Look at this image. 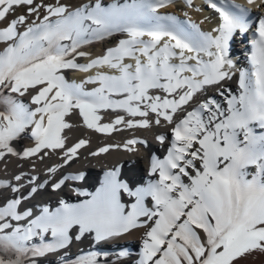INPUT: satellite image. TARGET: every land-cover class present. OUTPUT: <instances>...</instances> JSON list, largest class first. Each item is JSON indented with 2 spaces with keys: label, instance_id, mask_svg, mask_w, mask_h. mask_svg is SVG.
<instances>
[{
  "label": "snow or ice",
  "instance_id": "snow-or-ice-1",
  "mask_svg": "<svg viewBox=\"0 0 264 264\" xmlns=\"http://www.w3.org/2000/svg\"><path fill=\"white\" fill-rule=\"evenodd\" d=\"M206 2L219 15L210 31L191 20L185 25L175 15L159 14L173 0H132L109 7L95 0L75 9L61 0H0V42L5 44L0 50V158L13 154L43 160L49 151L59 150L68 164L89 143L80 139L66 144L64 131L72 127L66 117L73 113L100 133L120 131L121 125L162 123L170 132V139L156 137L168 146L162 159L151 156L149 174L157 178L146 184L130 185L120 178L119 168L109 169L95 193H79L90 199L79 204L61 200L55 211L45 207L34 218L31 210L18 211L22 198L8 199L0 206V248L16 259L0 256V264H24L22 258L29 255L65 248L74 227L76 240L93 234L97 242L143 227L137 264H240L255 252L264 253V132L254 131L256 126L264 129V15L258 17L250 42L251 68L239 71V94L225 97L226 108L212 96L191 106L211 86L224 96L222 82L235 74L230 41L238 31H248L252 6L264 7V0H247V6L237 0ZM184 4L191 8L193 0ZM114 30L127 34L115 47L95 57L80 51L86 37L102 39ZM77 57L88 60L79 63ZM69 69L87 75L70 82L64 75ZM25 95L30 104L16 98ZM102 110L123 111L130 118L116 115L104 123ZM29 129L32 145L16 153L11 142ZM145 143L132 138L123 148L135 152V145ZM113 147L121 146L106 145L90 154ZM58 167L62 165L48 172ZM249 167L255 169L251 176ZM23 175L14 179L19 182ZM36 180L32 176L29 185ZM47 183L31 187L28 195ZM5 185L0 181V187ZM10 187L15 193L24 186ZM125 194L131 198L128 205L122 203ZM26 218V224L11 223ZM46 233L51 243L28 246L31 238L43 239ZM77 264L97 260L82 257Z\"/></svg>",
  "mask_w": 264,
  "mask_h": 264
},
{
  "label": "bare ground",
  "instance_id": "bare-ground-1",
  "mask_svg": "<svg viewBox=\"0 0 264 264\" xmlns=\"http://www.w3.org/2000/svg\"><path fill=\"white\" fill-rule=\"evenodd\" d=\"M48 3H54L55 0H45ZM70 9H75L81 5L93 4L95 0H61ZM104 7H109L114 4L124 5L130 4L132 0H100ZM237 3L245 4L247 6V0H237ZM199 9V11H197ZM257 9V8H256ZM260 12L264 13V7L258 8ZM18 12H23V9H18ZM255 7L252 6V11L249 13V17H256ZM159 14H171L175 15L178 20L185 24L181 20V16L188 18L189 20L200 24L201 30L210 31L216 27L219 15L214 9L208 6L206 0H193V6L189 8L184 4V0H173L172 4H169L165 8L158 9ZM185 13L188 15L185 16ZM207 18V19H205ZM30 20L35 17H30ZM39 22V21H37ZM258 24H249L250 31L248 33L249 39L246 41L248 44L235 43L234 40L237 37V33L234 34L232 41L229 44V58L233 61L232 79L223 81V88L220 91L224 92V96L220 95L216 86L208 87L204 92L197 94L194 100L191 102V106L194 107L200 99L206 96H212L215 98L222 107H227V101L225 97L229 95H238L239 89V71L250 70L251 65L249 62V54L251 52V40L255 38V28ZM24 26H21L23 30ZM248 27V28H249ZM126 33L121 31H113L110 36H104L101 38H95L92 36L86 37L87 43L82 44L80 51L89 53L92 57L102 55L107 48L115 47L120 39L126 37ZM244 39V38H243ZM237 46V47H236ZM246 47L245 54L240 51L238 47ZM243 46V47H242ZM5 47L3 42H0V50ZM246 53H248L246 55ZM88 57H77L79 63H86ZM95 71V70H92ZM66 79L70 82L75 80L79 82L87 74L79 72L77 70H64ZM93 85H87L91 88ZM5 95L16 94L7 93ZM22 100L26 104H30V96L16 97ZM0 107H3L0 105ZM191 110V107H189ZM100 115L103 117L104 123L111 122L115 119L116 115H125L123 111L113 112L111 110H102ZM151 118V117H150ZM67 121L72 124L70 129L64 131L66 136V144L71 146L78 142L80 139L88 140L89 143L79 150L78 156L75 157L68 164L63 163L62 153L57 150L55 152L49 151V155L44 157L43 160L38 157L23 158L22 155L6 154L4 158H0V181H7L8 185L0 187V206L6 204L8 199L22 198L21 204L18 206V211L21 214L25 210H31L33 218L39 215L42 210L47 207L50 211H55L60 207V201L63 200L67 204H79L80 202L90 199V195H80V192L92 194L101 186L104 181V173L109 169H120V178L128 182L130 185L146 184L149 180L156 179L157 177L149 174V162L152 155L159 158H163L166 155V149L168 143L161 144L156 137L164 134L169 136L170 132L166 129V126L152 125L149 128H121L120 131H115L110 134L96 132L92 129H88L82 123V118L78 113H73L66 117ZM257 134L264 132L259 126L254 128ZM137 138L146 141L145 144H137L135 152H129L123 148V144L126 140ZM30 138V129L22 133L20 137L11 142L16 153L22 154L23 149L32 145ZM106 145H120L121 147H113L107 153H102L98 156H92L90 153L96 151L99 147ZM54 165H62L58 167L53 173L48 172V168ZM249 176L255 172L254 167H249ZM24 173L21 181L17 182L14 177ZM32 176L37 177V180L29 185L28 181ZM74 176H82L80 179H73ZM61 179H64V184L59 189H53L52 184L58 183ZM44 181H48L43 188H38L37 192L28 195L30 188L37 186V184H43ZM187 182V180H185ZM22 184L24 187L19 192H12L11 185ZM79 190V191H77ZM122 203L128 205L131 203V198L127 195H123ZM27 218L22 221H14L11 223L14 225L17 223L26 224ZM145 229L143 227L134 229L128 233L121 234L116 237L104 241H95L93 234H85L80 240H76L75 236L78 234V229H70V235L73 237L70 244L65 248L58 249L54 252L47 253L39 258L43 264H77V261L82 257L95 256L97 264H137L140 253H132L131 258L127 256L131 251L141 250L142 238ZM53 238L50 233H46L43 239L39 236L31 238L27 243L31 245L41 246L44 243H51ZM122 253H126L122 255ZM131 254V253H130ZM240 264H264V253L255 252L240 261Z\"/></svg>",
  "mask_w": 264,
  "mask_h": 264
},
{
  "label": "rangeland",
  "instance_id": "rangeland-1",
  "mask_svg": "<svg viewBox=\"0 0 264 264\" xmlns=\"http://www.w3.org/2000/svg\"><path fill=\"white\" fill-rule=\"evenodd\" d=\"M249 39V37L247 38ZM247 39L244 38V42L246 43V41H248ZM243 43V44H245ZM248 44V42L246 43V45ZM237 47V46H236ZM240 49V51H242L244 54H245V48L246 47H243L241 48L240 46L238 47ZM247 55V53H246ZM8 92L5 91L4 95L7 94ZM150 163V162H149ZM29 247H32V246H38V245H31L30 243H27ZM140 253V251L137 249V250H134V251H131L129 254H127V256L129 258H131L132 256V253ZM0 256H3V258L5 259H16V256L15 254L11 253L8 249H4V248H0ZM40 256H36V257H33L31 255L27 256V257H24L22 258L23 259V262L24 264H43V262L41 261V259L39 258ZM101 264V263H100Z\"/></svg>",
  "mask_w": 264,
  "mask_h": 264
}]
</instances>
